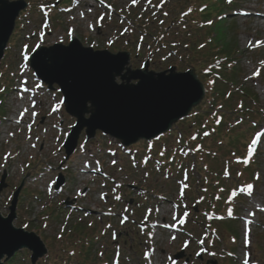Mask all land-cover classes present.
<instances>
[{
    "label": "rangeland",
    "instance_id": "obj_1",
    "mask_svg": "<svg viewBox=\"0 0 264 264\" xmlns=\"http://www.w3.org/2000/svg\"><path fill=\"white\" fill-rule=\"evenodd\" d=\"M37 1V0H36ZM39 1V0H38ZM177 1V2H176ZM197 4L199 2V5L201 8H208L209 10L212 9L214 12V19L218 17L217 13L214 11L217 7L211 6L216 0H196ZM171 6L173 8H178L177 11L181 12V10H184L185 8L193 5V1L191 0H170ZM230 7L232 8L231 14H233L235 11L236 14L228 16L227 24L231 26V30L229 35V38L236 43V51H237V63L239 65V72L244 78V81H246V84L252 88L253 92H256L259 96V107L254 106V108L257 109L258 117L256 118L257 123L259 122V130L258 132L261 134H264V64H261V61H264V43H258V42H264V24H260V18L264 17V0H235L233 5L231 4ZM245 10L248 13H251L247 16H241L239 14V11ZM42 12V11H40ZM78 11L75 9L74 11L70 12H50L49 9V17L52 15V22L49 20V27L47 28L49 31L53 33V35L49 36V40H62V36L67 37V28L68 25H73L77 29L79 26V23L76 20ZM258 14V15H256ZM199 17L201 18V12L198 13ZM47 16L44 12L42 13H34L32 16V20H25L23 21V32L22 34H19V39L16 43H18L12 53L9 55L7 59V64H12V62L16 61L17 64L25 62V58L23 55V51H25V45L27 43V40L31 43V45L34 44V42L37 41V37L39 36L40 32H45V25L41 26L42 23L46 22ZM73 19H75V22H72ZM59 21V22H58ZM58 22V23H57ZM61 22V24H59ZM211 22H214V20H211ZM234 24V25H233ZM215 25V24H214ZM41 27V28H40ZM65 28V29H64ZM40 30V31H39ZM66 30V31H64ZM216 28H214V31ZM79 31V29H78ZM77 31V32H78ZM47 36V35H46ZM30 38H33L30 40ZM172 38V37H171ZM173 39V38H172ZM187 41V40H186ZM13 42V41H12ZM188 42V41H187ZM252 43V47L249 46V43ZM189 43V42H188ZM190 44V43H189ZM21 47L22 48V54H21ZM187 46H185V49ZM31 49V47H30ZM199 49V47H198ZM204 49V48H203ZM208 48H206L207 50ZM180 54L177 58L172 59L169 63H162L158 62L157 64L159 66H166V65H175L177 67H181L183 70L195 68L197 69V66H200L202 62L205 61L204 57L201 56H194L190 53V51H184V47H181ZM13 53H15L13 55ZM225 54L216 56L213 60H217L219 58H222ZM14 56V57H13ZM227 58H231V55L229 54ZM19 62H18V61ZM16 64V65H17ZM141 65V61L137 62V66ZM14 67V65H13ZM13 67H10L12 70ZM169 67V66H168ZM164 67V69L168 68ZM5 67L3 68V71H5ZM259 70V75H254L255 72ZM17 71V70H16ZM7 71L6 81L9 80L10 74ZM203 76V79H205V76ZM202 78V77H201ZM217 76L214 78H211L215 83ZM221 80L225 82L226 80L221 77ZM204 81V80H203ZM210 82V80H209ZM214 93H218L217 91H213ZM54 93V92H52ZM49 100H51L50 104L57 105L60 102V95H49ZM227 97V96H225ZM59 105V104H58ZM41 110L43 112L42 115H47V110L44 107H41ZM262 110V112H261ZM214 114L211 115V118L213 119ZM54 120L57 121V124L55 121H49V118L47 116V121L42 123V117L39 119L40 129L42 128H50L49 133L46 134V138L43 137L45 135L44 131H40V136L43 138L44 143L46 145L45 148H41V145H38L37 154L40 155V152L42 153H48L49 149V165H53L54 169L53 174H51V168H47V176L46 179L32 183L31 186H29V190H24V195H27L28 197L23 198V203L21 204L18 214L19 219L16 220L15 225L17 227H24V228H30L32 226H36L37 229H35V232H37L43 240L48 244L52 242L53 245V252L51 255L48 254L47 257H44L43 259L39 261L32 262L31 261V253L29 251L21 252L19 254V257H15L13 261H15L18 264H56L51 262V258H59V264H85V262H89V259H85L84 255L82 253L77 252V246L79 242V234L76 233L77 230H75L73 233L69 234V225L73 222L81 223V218H86L85 224L89 223L91 220L94 222L96 221V225L100 227V233L99 238L101 237L99 245L104 246L105 244H112L114 241L113 235L110 232H107V224L113 223L115 224V227L119 230L120 223L119 218L116 220L107 219L105 215V212H123L125 207H128L127 202L130 200V198H134L135 202L132 206L133 208V216L135 218H140V221H146L143 220L142 215L145 214L146 210L153 209L154 212L152 213L153 216L149 219L154 222L156 221V217L159 219L163 218L164 216H167L166 218L169 220V223L171 224V221L173 220V224L176 225V223L183 218V214L185 211H183V208L185 205L181 203V200L184 198H187L188 195L187 192L183 193V196H181L182 189L178 191V186L182 184H186V180L181 178V176H177L176 178L178 181H172L174 177L167 173L166 169L163 168V171L157 168H152L151 173H153V177H148V172L144 170L143 167H136L135 164H141L142 166L151 167L152 163H157L159 165L165 164V155H161L162 151L158 149L159 142L163 140L161 138L160 140H156V142H151L149 144L140 143L133 148L127 149V151H123L120 149V144L117 141H114L110 139L109 137H105L102 134L98 135L96 139L90 141L87 145V155L83 154V152H79L78 155L75 157L76 160L73 162L72 171L73 173L69 172V178L70 180L67 183V186L62 191L64 192L62 196L59 195V193H56L54 190L49 188V193L47 192V184L49 180H52L54 178V175L58 174V171H61V165H65L63 163V155L61 154L59 158H57V137H59L60 132L58 130H55L53 125H58V119ZM73 120L71 118H67L66 121V127L70 126L72 124ZM230 124L233 123H226L224 125L223 131L228 134L229 136H236V133L234 132V129L232 130L230 127ZM254 124L251 122L249 126L252 128L249 130V134L246 135L247 138H252L251 140L257 141L255 145H253V141L250 145L246 146V149H249L250 155H254V165L252 164L251 167H249L248 173L241 169V167L236 168L231 167L233 170L232 173L234 176L232 179V183H225L226 187H229V189L234 188L236 192L230 194L228 198L225 197L224 203H223V210H225L224 215L221 217L223 218L221 223L217 225L218 231L217 236L216 234H208L210 232L211 227L202 229H198L195 234V239L197 242V245L195 249H199L200 247H203L202 244L206 243L209 244L210 248H212V251H205V249H201L204 251L206 255H204V264H206V261L211 260H217L219 264H244V261L247 260L248 264H264V135L261 136V138H254L255 136V128L253 126ZM48 126V127H47ZM48 128V129H49ZM242 127H237L235 131L239 132ZM5 129L2 128L0 130V170L2 169V163L5 165L7 162L10 163V170L12 171L13 178H12V184L14 185V189L12 191H7L5 194H3L0 197V207L1 209L8 213L10 204L13 201L14 198V190L16 189V183H19L21 180L23 174L25 173V169L28 167V161H34L32 160L33 157L30 156V149L31 145L28 141L18 142L19 148H21L20 152H26V154L23 156V159L17 160V158H10L8 156V152L12 151L13 154L18 155L19 151L13 149L12 143H9L8 140H6L4 136ZM66 131V129H65ZM228 132V133H227ZM193 132H190V135ZM181 138L179 140H182L185 142L186 131L185 129L182 130L180 133ZM253 136V137H252ZM34 137V136H33ZM245 137V138H246ZM178 138V137H177ZM176 138V135L169 137L167 139V145L174 148L175 153L177 156H180L182 159L189 158L190 165L188 167L189 171L194 172L192 168V163L194 160L191 157V153L187 152L183 147H181L178 143V139ZM23 140V138H21ZM223 138H217V140ZM36 138H33L31 141H35ZM83 142V140H81ZM239 142V141H238ZM181 143V142H180ZM216 140H212L211 142L208 140L206 142V145L208 149L211 150L212 157L215 158L213 160V164H210V160L207 158V167H204L202 169V173L207 172L206 170L210 168L211 171L209 172V176L212 180H217L219 178L218 173L220 175L223 174L224 168L226 166V161H223L219 156L217 157L216 153L218 152L220 156L226 157L227 159L231 160V148L233 146L230 142L225 141V145L222 149H219V147L215 146ZM16 145V142L14 146ZM257 149L254 151V147ZM244 147V145H242ZM149 148V150H146ZM245 148V147H244ZM112 150H118L119 155L117 153H114ZM203 150L206 151L205 145H203ZM56 151V152H55ZM16 152V153H15ZM121 152V153H120ZM186 152V154H185ZM121 154V155H120ZM92 157L91 164L94 168L97 167V164L99 161L101 162L102 166L106 169V172H108L109 175H111V178H113L116 182V186H111V184L107 187H104L105 189H108V192L102 191L104 186V178H99V180L94 181V175H85L81 173V169L84 168V161ZM22 157V156H21ZM206 156H203V163L205 162L204 159ZM41 159H45L42 157ZM219 160V161H216ZM115 161V163H113ZM198 161V158H197ZM231 163V161H229ZM24 165V166H23ZM42 165V163L40 164ZM39 165V166H40ZM156 166V165H155ZM207 168V169H206ZM123 169V170H121ZM155 170V171H154ZM186 171V170H185ZM83 172V171H82ZM218 172V173H216ZM101 173V172H100ZM185 172H183L184 174ZM182 174V175H183ZM231 173H228L230 175ZM238 174H240L241 178H239ZM177 175V174H176ZM257 175L259 176V179H256ZM199 174L196 173L194 180L197 182L198 180H202V182L205 181V178L198 177ZM198 177V178H197ZM221 180V178H219ZM123 184L122 186L117 185V183ZM193 183V182H191ZM135 185V186H142L144 188L148 189L147 194H142L141 192L137 190H133L129 187V185ZM202 184V183H201ZM251 184L252 187V194L248 195L246 192L241 191L242 188H244L246 185ZM114 185V184H113ZM178 185V186H177ZM203 187V185H201ZM87 190V191H86ZM232 190V189H231ZM79 195V199L75 196ZM86 191V192H85ZM85 192V193H83ZM87 193V194H86ZM86 194V195H85ZM103 196V199L101 198ZM190 194V193H189ZM77 195V196H78ZM58 196H60L58 198ZM119 196L120 199L117 200L116 197ZM159 196V197H157ZM198 197V195H197ZM67 198L71 199H77L78 207L81 209H77L74 212L68 211L67 209H58L57 206L60 204L64 205V200H67ZM169 199V201H166L165 199ZM61 202V203H60ZM256 203V205L254 204ZM179 207H176V206ZM206 205L209 206V202L207 203H201L202 213L204 211V208H206ZM231 206V207H230ZM96 209L98 212H102V216H104V219L102 222H99L100 215H86V211H84V208L87 209ZM194 207V206H192ZM228 207V209L226 208ZM115 208V209H114ZM144 208V209H143ZM243 208V209H242ZM143 209V210H142ZM159 210V213H156L155 210ZM161 210V212H160ZM199 216L201 218L200 211L198 212ZM157 214V215H156ZM177 217L176 219L173 218V215ZM213 214V213H212ZM49 215V218H48ZM90 217V220L88 218ZM111 216V215H109ZM215 216L214 214L212 215ZM54 217H56L57 221L53 220ZM190 217V216H188ZM94 218V219H92ZM220 218V217H219ZM204 220H207L205 217ZM215 220V219H213ZM231 220V221H230ZM101 221V220H100ZM230 221L233 225L236 226L237 232L236 233H230V230L227 229L225 224L226 222ZM99 222V223H97ZM151 222V223H152ZM208 223V222H207ZM130 225V224H129ZM124 230H129L128 225ZM181 226V229L183 230V226ZM65 227V228H64ZM199 228V227H198ZM106 230L105 234L103 231ZM136 230V227H134V231ZM250 230V239L251 243L253 244L250 246L249 250L244 248L246 245L245 243V234L246 232ZM186 232V233H185ZM188 232H191L188 228L185 231H182L179 233H168V237L163 241L162 247H165L167 249L168 254H173L176 250L180 248V246H184V244L189 239ZM165 233V232H163ZM183 233V234H182ZM68 235L60 237V235ZM141 241L135 244L136 250L134 252H130V241L127 245L126 249H122L121 251V261L122 264H127V258L129 256L134 255V260L137 258H141V255H138L140 250L144 251L146 248V236L148 235V232L146 234L141 235ZM208 234V235H207ZM208 236V238L206 237ZM167 236V235H166ZM175 236V239L173 240L172 237ZM194 236V235H192ZM236 238V240L232 239V237ZM126 238H123L121 241H125ZM203 241V243H201ZM250 243V244H251ZM48 244V245H49ZM249 245V244H247ZM148 247V245H147ZM62 250V251H59ZM65 251L66 253H64ZM215 253V255H213ZM50 256V257H49ZM163 259H167L166 256H162ZM64 261L62 262L61 261ZM197 264H202L199 261Z\"/></svg>",
    "mask_w": 264,
    "mask_h": 264
},
{
    "label": "water",
    "instance_id": "obj_2",
    "mask_svg": "<svg viewBox=\"0 0 264 264\" xmlns=\"http://www.w3.org/2000/svg\"><path fill=\"white\" fill-rule=\"evenodd\" d=\"M1 3L0 22L8 23L11 16V29L15 17L26 5ZM4 47L1 43L0 59ZM36 53L33 54L35 59H31L32 67L50 88L55 84L60 86L67 112L78 120L66 143L69 156L76 150L84 129H87L88 140L101 130L126 146L141 139H154L186 117L205 94L194 70L177 74L176 68H172L167 75V72L155 74L129 68L123 74L129 63L128 54L95 53L84 49L78 40L68 47L56 45ZM118 76L128 83L118 85ZM132 80L139 83L130 84ZM15 207L16 202L7 220L0 216V264L5 256L11 258L24 247L37 256L45 252L36 235L15 229Z\"/></svg>",
    "mask_w": 264,
    "mask_h": 264
},
{
    "label": "snow or ice",
    "instance_id": "obj_3",
    "mask_svg": "<svg viewBox=\"0 0 264 264\" xmlns=\"http://www.w3.org/2000/svg\"><path fill=\"white\" fill-rule=\"evenodd\" d=\"M78 2H79V0H77V3H78ZM100 2H101V3H104V0H100ZM147 2L151 5V0H147ZM231 2H232V0H229V3H231ZM132 3H133V4L138 3V0H132ZM109 7H110V5H109ZM88 10L91 11L92 9L89 8ZM83 15H84V14L81 13V17H83ZM165 15H167V13H165ZM103 18H104V17L101 16L99 19H100V20H103ZM97 22H99V21H97ZM161 23H162V21H161ZM89 27H91V25H89ZM125 31H127V29H125ZM69 34H71V31H70ZM161 39H162V37H161ZM110 43H111V42H110ZM258 43H264V42H258ZM249 46H250V47L253 46L251 42L249 43ZM35 47H36V49H39V48H40V44H37ZM201 47H203V45H201ZM38 54H39V53L37 52L36 55H38ZM23 55H24L25 60L35 59V56L28 52V50H27V45H25V51H24ZM165 59H167V57H165ZM261 64H264V61H261ZM259 74H260V73H259V70H257V72L254 73V75H257V76H258ZM2 91H4V89L0 88V92H2ZM32 106L35 107V102H33V105H32ZM27 111H28V109H24V110L20 113V118H21V119L23 118L24 114H25ZM33 115H35V113H33ZM17 123H19V120L17 121ZM13 135H14V134H13ZM205 135H207V133H205ZM261 135H264V134H261ZM192 138L195 139L196 137L193 136ZM256 143H257V141L254 140V141H253V145H255ZM33 147H34V145H33ZM162 154H163V153H161V155H162ZM113 163H115V161H113ZM256 179H259V176H258V175H257ZM185 187H187V185H185ZM252 187H253V186H252L251 184L246 185L244 188L241 189V191L246 192L248 195H251V194H252ZM181 196H183V191L181 192ZM101 198L103 199V195H102ZM116 199L119 200L120 197L117 196ZM176 207H179V206L177 205ZM125 211L127 212V209H125ZM150 211H151V210H149V212H150ZM187 216H188V213L185 211L184 214H183V218H181L178 222H179L180 224H183V223L185 222V219H186ZM173 218H174V219L176 218V217H175V214L173 215ZM126 220H127V217L125 216V217L122 219L121 222L123 223V222H125ZM109 227H111V226L109 225ZM113 238H114V239L116 238V237H115V234H114ZM172 239L174 240V239H175V236H173ZM201 243H203V241H201ZM245 243H246V244H249V245H250V243H251V239H250V230H248V231L246 232V234H245ZM187 246H188V244H187V242H186V243H185V247H187ZM199 254H200V253H197V255H199ZM101 255H103V254L101 253ZM213 255H215V253H213ZM168 259H171V257H169ZM244 264H248V261L245 260V261H244Z\"/></svg>",
    "mask_w": 264,
    "mask_h": 264
},
{
    "label": "trees",
    "instance_id": "obj_4",
    "mask_svg": "<svg viewBox=\"0 0 264 264\" xmlns=\"http://www.w3.org/2000/svg\"><path fill=\"white\" fill-rule=\"evenodd\" d=\"M218 31H219V33H220V35L221 36H223L224 35V28L223 27H218ZM221 44H224L223 46H222V48H223V50H225V52H229L230 50H231V46L232 45H227L225 42H224V40H220L219 41ZM247 95H249V93L247 92ZM246 109H249L248 108V106L246 107ZM12 264H14V263H12Z\"/></svg>",
    "mask_w": 264,
    "mask_h": 264
},
{
    "label": "bare ground",
    "instance_id": "obj_5",
    "mask_svg": "<svg viewBox=\"0 0 264 264\" xmlns=\"http://www.w3.org/2000/svg\"><path fill=\"white\" fill-rule=\"evenodd\" d=\"M259 22H260V24H264V17H261ZM254 204L256 205L255 202H254ZM244 247L248 248L249 246L246 245V246H244Z\"/></svg>",
    "mask_w": 264,
    "mask_h": 264
}]
</instances>
